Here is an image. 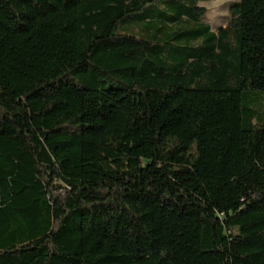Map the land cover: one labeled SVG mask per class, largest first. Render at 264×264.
Segmentation results:
<instances>
[{
    "label": "trees",
    "instance_id": "1",
    "mask_svg": "<svg viewBox=\"0 0 264 264\" xmlns=\"http://www.w3.org/2000/svg\"><path fill=\"white\" fill-rule=\"evenodd\" d=\"M0 0V264H264V0Z\"/></svg>",
    "mask_w": 264,
    "mask_h": 264
},
{
    "label": "rangeland",
    "instance_id": "2",
    "mask_svg": "<svg viewBox=\"0 0 264 264\" xmlns=\"http://www.w3.org/2000/svg\"><path fill=\"white\" fill-rule=\"evenodd\" d=\"M234 1L236 0H212L201 3L207 10L205 21L211 25L212 30L224 25L228 17V6Z\"/></svg>",
    "mask_w": 264,
    "mask_h": 264
}]
</instances>
